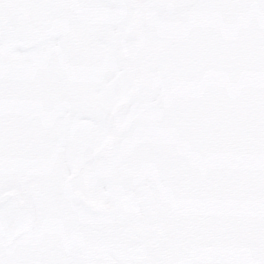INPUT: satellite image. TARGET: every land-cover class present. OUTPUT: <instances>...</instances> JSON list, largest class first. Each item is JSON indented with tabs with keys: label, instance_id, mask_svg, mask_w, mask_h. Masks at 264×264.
<instances>
[{
	"label": "snow or ice",
	"instance_id": "6c2138e0",
	"mask_svg": "<svg viewBox=\"0 0 264 264\" xmlns=\"http://www.w3.org/2000/svg\"><path fill=\"white\" fill-rule=\"evenodd\" d=\"M10 192L0 264H264V0H0Z\"/></svg>",
	"mask_w": 264,
	"mask_h": 264
},
{
	"label": "water",
	"instance_id": "95a60500",
	"mask_svg": "<svg viewBox=\"0 0 264 264\" xmlns=\"http://www.w3.org/2000/svg\"><path fill=\"white\" fill-rule=\"evenodd\" d=\"M7 14L13 19L18 16V14L11 9L7 11ZM24 15L26 17V14ZM24 34L26 41H34V34L30 29L26 30ZM0 208H2L5 214H11L10 219L6 221V227L10 232L15 233L18 230H26L31 226V209L24 205L22 201L17 200V196H14L12 192L5 194L3 198H0Z\"/></svg>",
	"mask_w": 264,
	"mask_h": 264
},
{
	"label": "flooded vegetation",
	"instance_id": "af4514ba",
	"mask_svg": "<svg viewBox=\"0 0 264 264\" xmlns=\"http://www.w3.org/2000/svg\"><path fill=\"white\" fill-rule=\"evenodd\" d=\"M32 31V30H31ZM32 33L34 34V41L33 42H28L25 40V34L23 33V35L21 37H17L15 33H13L10 37L11 41H12V47H15L17 44H19L21 47H28V46H32L38 43L39 39L41 38V34L40 33H36L34 31H32ZM52 31L46 30L44 35H51ZM21 57L15 55V54H9L8 56V63L12 68H15L18 63L20 62ZM78 113V112H76ZM11 193V192H10ZM14 196H17V200H20L18 195L15 192H12ZM21 201V200H20Z\"/></svg>",
	"mask_w": 264,
	"mask_h": 264
},
{
	"label": "rangeland",
	"instance_id": "374dc122",
	"mask_svg": "<svg viewBox=\"0 0 264 264\" xmlns=\"http://www.w3.org/2000/svg\"><path fill=\"white\" fill-rule=\"evenodd\" d=\"M79 113H73V117L77 116Z\"/></svg>",
	"mask_w": 264,
	"mask_h": 264
}]
</instances>
